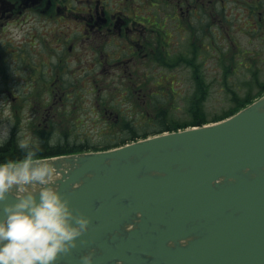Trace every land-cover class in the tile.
I'll list each match as a JSON object with an SVG mask.
<instances>
[{"label":"water","instance_id":"water-1","mask_svg":"<svg viewBox=\"0 0 264 264\" xmlns=\"http://www.w3.org/2000/svg\"><path fill=\"white\" fill-rule=\"evenodd\" d=\"M42 159L76 165L57 184L91 217L55 264L93 248L94 264H264V96L217 122Z\"/></svg>","mask_w":264,"mask_h":264},{"label":"rangeland","instance_id":"rangeland-1","mask_svg":"<svg viewBox=\"0 0 264 264\" xmlns=\"http://www.w3.org/2000/svg\"><path fill=\"white\" fill-rule=\"evenodd\" d=\"M248 2L229 0L230 19L221 18V26L212 32L199 25L202 29L200 34L203 29L206 33L201 39L192 36L191 30L182 33L173 21H169L168 28L172 26V31L167 50L171 49L174 56L184 52L185 56L195 60L196 67L186 61L178 65L157 64L137 53L135 63L131 65V103L121 91V71L111 81L104 78L109 88L99 91L97 83L102 84L95 74V58L90 49L87 61L82 63V69L87 68V71L80 80L70 72L62 78L63 85H68L67 89L73 80H79L76 87L82 89L81 94L53 101L49 95L52 88L46 87L54 80L43 75L47 67L44 62L49 64V70L54 65V61L48 58V50L41 45L38 51L31 46L24 48V51L33 53L39 63L38 67H30L18 56L21 49L17 52L18 48L11 43L18 44L25 32L13 29L9 37L12 41L0 46V134L7 131V140L13 138L16 144L19 134L37 138L40 144L45 137H52V144L63 139L105 149L111 140L124 138L131 141L127 140L131 137V127L141 129V134L144 130H152L150 125H154L155 114L164 108L168 110L165 114L167 122H188L192 118L189 107L193 93L199 90L198 94H201L205 87L203 113L208 121L230 113L236 105L235 97L243 103L245 97L253 99L264 88V25L256 26L258 16L251 13ZM240 6L247 8V12ZM137 7L141 10L136 14L145 16L153 15V10L160 8L151 7L150 2ZM157 58L164 59L161 55ZM47 76H52L50 71ZM139 87L142 88L141 93ZM159 90L164 91L160 93ZM109 120H119L120 123L114 125L108 123Z\"/></svg>","mask_w":264,"mask_h":264},{"label":"flooded vegetation","instance_id":"flooded-vegetation-1","mask_svg":"<svg viewBox=\"0 0 264 264\" xmlns=\"http://www.w3.org/2000/svg\"><path fill=\"white\" fill-rule=\"evenodd\" d=\"M228 2L160 0L153 4L160 6L158 10L161 16L158 19L155 10L153 16L137 15L135 0H0V46L12 41L9 37L13 29H21L25 32L24 38L18 44L11 43L18 48L17 52L21 49L18 56L32 68L38 67V60L33 57V53L24 51V48L31 46L38 51L41 45L48 50V58L54 61V65L49 70V64L44 62L47 67L43 75L54 80L46 87L52 88L49 95L53 101L81 94L82 89L76 86L80 76L87 71V68L82 69V63L87 61L90 49L95 58V74L102 84L97 83L99 91L109 88L104 78L111 81L121 71V91L131 103V65L135 63L136 54L140 53L144 59H151V62L157 64L161 62L157 59L159 55L164 57V61L182 63L186 57L190 66L195 64V60L185 56L184 52L174 56L171 49L167 50L172 31V26L168 28V22L173 21L182 33L191 30L192 36L201 39L206 36L204 29L215 31L218 25L221 26V18L230 19ZM248 5L253 13H258L256 26L264 25V0L261 3L260 0H253ZM243 10L247 12L246 8ZM199 25L204 27L201 34ZM190 44L198 49L193 42ZM11 52L17 55V52ZM74 66L76 68L72 69ZM48 71L52 76H47ZM67 72L75 73L79 79L73 80L70 84L73 87L68 89V85L62 82ZM118 114L121 116L120 112Z\"/></svg>","mask_w":264,"mask_h":264},{"label":"clouds","instance_id":"clouds-1","mask_svg":"<svg viewBox=\"0 0 264 264\" xmlns=\"http://www.w3.org/2000/svg\"><path fill=\"white\" fill-rule=\"evenodd\" d=\"M7 136V131L0 134V144ZM17 145L22 158L0 162V264H55L60 254L78 247V238L91 223V217L78 212L57 184L64 178L61 171L68 173L76 165L58 166L37 158L42 149L32 136L18 134ZM94 259V248L80 258L81 264H94Z\"/></svg>","mask_w":264,"mask_h":264},{"label":"trees","instance_id":"trees-1","mask_svg":"<svg viewBox=\"0 0 264 264\" xmlns=\"http://www.w3.org/2000/svg\"><path fill=\"white\" fill-rule=\"evenodd\" d=\"M262 90H264V88ZM198 92H199V90H198ZM198 92L193 96L191 103H190L191 105L189 108L192 111L191 120H189L188 122H186L184 124L181 122L171 124V123L167 122L166 116H165V114L168 110L163 107L165 110H162V111L159 110V112H157V114H155L156 117L153 119L154 125H150V127L153 128L152 130H144L143 133L141 134L140 133L141 129H139V128L135 129V128L131 127V131H130L131 137L129 136V138L127 140L135 139V138L140 137V136L145 137L149 133H159V132H163L165 130H177L179 128L186 127L187 125H198V124L200 125V124L208 122V119L206 118L207 115L205 116V114L203 113L204 112L203 104L205 102L206 93H207L206 87L202 90L201 94H198ZM234 99L236 100L235 101L236 105H234L235 109L232 108L230 113L222 114L221 116H218L219 118H223L225 116H229V115L235 113L241 107L245 106L246 104H248L252 101V99L247 98V97L244 98L243 103L239 102V98L237 99L235 97ZM219 118L215 117L214 119H219ZM51 139H52V137L51 138L45 137L41 141L40 145H41L42 151L38 154L37 158L66 154V153H74V152H78V151H82V150H88V149H98V148H94L88 144H84V143L79 144L77 142L71 143L70 141H66L63 139L58 140L56 143L52 144ZM106 140H109V139H106ZM125 140L126 139L121 138V140H118V141H112V140L108 141L110 144L106 145L105 149L111 148L114 146H118L120 144V142H125ZM15 142H16V140H13V138H12V139H8L6 142L0 144V162L18 161L19 159L22 158L23 152L21 149H19L18 145Z\"/></svg>","mask_w":264,"mask_h":264}]
</instances>
